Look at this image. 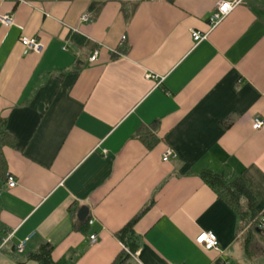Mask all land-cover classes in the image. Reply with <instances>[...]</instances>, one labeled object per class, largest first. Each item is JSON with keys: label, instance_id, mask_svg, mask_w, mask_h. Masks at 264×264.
<instances>
[{"label": "crops", "instance_id": "0c3cea01", "mask_svg": "<svg viewBox=\"0 0 264 264\" xmlns=\"http://www.w3.org/2000/svg\"><path fill=\"white\" fill-rule=\"evenodd\" d=\"M221 1L0 0L14 19L0 24V120L17 183L0 179V264H42L30 256L45 245L53 264H112L137 217L141 264H264L263 232L203 177L243 178L264 218V0L211 31ZM204 232L218 250L197 244Z\"/></svg>", "mask_w": 264, "mask_h": 264}, {"label": "trees", "instance_id": "16d2710c", "mask_svg": "<svg viewBox=\"0 0 264 264\" xmlns=\"http://www.w3.org/2000/svg\"><path fill=\"white\" fill-rule=\"evenodd\" d=\"M3 121L0 120V179L7 180L6 173V162L4 161L3 149L9 143V135L5 132ZM138 138L143 141L149 148L152 147L153 138L150 132H145L140 130L138 132ZM203 177L208 182V184L214 188L218 197L227 202L233 209L238 213L241 221L244 222L245 226L248 223H253V229L259 230L261 218L257 215L255 218V201L250 194L246 181L243 178H239L234 182H228L221 175H214L209 172H205ZM241 201H245V207L242 206ZM140 217L132 220L121 232L117 233V238L121 243H123L129 251L132 253L137 252L139 248L138 237L135 232V225ZM255 218V219H254ZM264 235V230H261ZM52 247L50 245H45L42 247L41 251L37 254L31 255L32 259L37 260L42 264H53L51 260ZM131 261L130 255L126 251H121V253L116 257L112 264H129Z\"/></svg>", "mask_w": 264, "mask_h": 264}, {"label": "built area", "instance_id": "2783aa9c", "mask_svg": "<svg viewBox=\"0 0 264 264\" xmlns=\"http://www.w3.org/2000/svg\"><path fill=\"white\" fill-rule=\"evenodd\" d=\"M242 2L243 0H223L219 2L209 20L210 30L212 31L215 28H217L225 20V18ZM225 5H227L228 7L225 8ZM82 20L84 22H88V18L86 17H84ZM13 23H14V19L12 16L0 15V24H2L3 26L11 27ZM193 39L196 43H199L201 41L206 40L207 35L201 34L199 32H195L193 33ZM21 43L25 47L26 52L28 53L31 52L36 55H42L46 49L45 44L39 39H35V38H32V39L22 38ZM96 58H97V54L94 55V57L92 58V61L94 62ZM263 126H264V121L262 119H259V118L255 119L254 124H253V129L255 131L261 130ZM170 155H171L170 152L166 153L165 157L163 158V161L167 162L169 158L171 157ZM16 185L17 183L15 179L10 176L7 180V186L9 188H15ZM90 223L92 224L93 221H91ZM260 229L264 230V218L261 220ZM201 237H204V239H201ZM8 240H9V237L3 241L1 248L2 246H4V244L7 243ZM90 240L92 244H95L97 242V236L96 235L91 236ZM26 244H27V240L21 242L16 247L17 253L22 254L25 251ZM197 244L202 246L207 251H213V250L219 249L218 238L214 233H211V232L202 233L197 238ZM123 249L130 255L131 262L129 264H141L137 258V252L132 253L131 251H129V249L125 245L123 246Z\"/></svg>", "mask_w": 264, "mask_h": 264}, {"label": "water", "instance_id": "95a60500", "mask_svg": "<svg viewBox=\"0 0 264 264\" xmlns=\"http://www.w3.org/2000/svg\"><path fill=\"white\" fill-rule=\"evenodd\" d=\"M86 216H87V209L84 208V209L81 211L80 218H81V219H85ZM258 231L261 232V229H259Z\"/></svg>", "mask_w": 264, "mask_h": 264}, {"label": "snow or ice", "instance_id": "6c2138e0", "mask_svg": "<svg viewBox=\"0 0 264 264\" xmlns=\"http://www.w3.org/2000/svg\"><path fill=\"white\" fill-rule=\"evenodd\" d=\"M228 6L227 5H225V8H227ZM201 239H204V237H201Z\"/></svg>", "mask_w": 264, "mask_h": 264}]
</instances>
